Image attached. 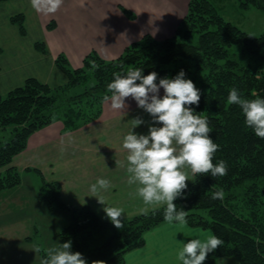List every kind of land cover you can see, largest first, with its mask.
<instances>
[{
    "label": "trees",
    "instance_id": "16d2710c",
    "mask_svg": "<svg viewBox=\"0 0 264 264\" xmlns=\"http://www.w3.org/2000/svg\"><path fill=\"white\" fill-rule=\"evenodd\" d=\"M252 7L264 10V0H237L235 6L240 10ZM11 20L26 34L23 13ZM54 26V21L48 24ZM36 48L47 49L44 41L37 42ZM56 65L67 75L66 84L52 87L28 77L22 85L0 94V126L11 129L8 138L0 135V191L21 184L22 174L12 160L26 149L34 132L57 120L66 130H75L101 115L103 97L111 96L107 85L114 73L141 68L144 75L156 72L159 82L184 70L185 78L201 93L199 105L191 107L209 120L210 135L219 145L213 163L225 161L227 174H195L174 203L188 213L189 226L210 230L224 241L204 264H217L226 257L237 258L239 264H264V139L246 126L240 107L227 102L232 87L246 99L264 98V32L256 35L242 30L212 0H190L170 38L157 40L146 34L111 60L92 50L80 68H73L66 54L60 53ZM218 189L224 191L223 200L211 198ZM38 196L50 210L72 213V222L59 236L71 241L73 252H80L87 264H124L129 252L145 244L146 233L166 222L164 207H160L128 219L118 229L90 206L66 203L58 181H44ZM99 234L104 240L95 245Z\"/></svg>",
    "mask_w": 264,
    "mask_h": 264
},
{
    "label": "crops",
    "instance_id": "0c3cea01",
    "mask_svg": "<svg viewBox=\"0 0 264 264\" xmlns=\"http://www.w3.org/2000/svg\"><path fill=\"white\" fill-rule=\"evenodd\" d=\"M189 1L63 0L54 14L37 12L30 0L2 1L0 94L22 85L28 77H36L52 87L66 84L67 75L56 65L60 53L66 54L73 68H79L92 50L111 60L146 34L157 40L170 38L186 15ZM120 6L135 16L131 17ZM19 13L25 16L26 34L11 20ZM51 21L55 22L53 29L48 27ZM39 41L45 42V52L36 48ZM125 102L128 107L124 113L113 110L110 101H105L101 115L78 129L68 131L57 120L29 137L26 149L12 162L22 174L17 190L22 189L23 193L12 198L4 192L0 198V264H40L44 249L66 242L59 232L72 222V213L62 208L50 210L38 198L44 181H58L66 203L90 206L105 220L110 219L103 211L104 205L93 195L102 196L111 206L123 208L121 219L139 214L140 208L145 207L135 194L136 185L127 183V152L122 139L131 131L133 119L145 121L133 129L137 134H147L153 121L149 113L137 107L134 99L129 97ZM186 171L189 185L195 175ZM98 178L109 180L111 187L93 194L90 186ZM48 218L52 219L54 228L51 235H47V229L51 228L44 225L43 232L39 223ZM198 232L212 233L166 221L146 233L145 244L129 252L124 264H179L176 259L179 241L187 242L188 233ZM37 247L41 251L35 253Z\"/></svg>",
    "mask_w": 264,
    "mask_h": 264
},
{
    "label": "clouds",
    "instance_id": "9594fccd",
    "mask_svg": "<svg viewBox=\"0 0 264 264\" xmlns=\"http://www.w3.org/2000/svg\"><path fill=\"white\" fill-rule=\"evenodd\" d=\"M30 3L37 12L54 14L63 0H30ZM113 77L107 85V92L111 96L103 97L105 101H110L111 108L124 113L128 107L125 101L131 97L138 108L151 115L153 121L147 134H137L133 129L145 121L133 119L131 131L122 139V147L127 152V183L136 185L135 194L145 206L139 212L147 215L149 208L156 211L164 207V219L170 224L176 222L183 228L187 225L188 213L184 208L178 210L174 201L188 187L186 169L193 175L210 173L212 177H222L227 174L225 161L213 163L219 145L214 143L210 135L209 120L198 115L191 107L199 105L200 90L191 79L185 78L184 70L174 78H160L158 83L156 72L144 75L141 68H129L126 72L114 73ZM227 102L238 105L246 126L253 130L255 136L264 139V98L256 96L246 99L237 88L232 87ZM110 187L109 180L98 178L90 186V191L97 194ZM93 196L104 205L103 211L113 225L122 229L123 208L107 204L102 196ZM211 198L223 200V189L214 191ZM186 237H190L187 242L179 241L181 246L176 253L179 264H204L208 254L224 243L210 232L188 233ZM71 247V241H66L44 249L45 255L40 264H87L83 255L71 251ZM34 251L37 253L41 249L37 247ZM101 262L93 261L92 264Z\"/></svg>",
    "mask_w": 264,
    "mask_h": 264
},
{
    "label": "rangeland",
    "instance_id": "374dc122",
    "mask_svg": "<svg viewBox=\"0 0 264 264\" xmlns=\"http://www.w3.org/2000/svg\"><path fill=\"white\" fill-rule=\"evenodd\" d=\"M212 1H214V3L221 9V11L223 12V14L225 15V17L227 19H229L232 22H234L235 24H237L242 30H244L248 33L256 34V35L264 32V10L258 9L256 7H252L251 9H248V10H240V9L234 8V6L236 5V0H212ZM121 8L123 9L124 7H121ZM123 11L125 12V10H123ZM130 12H132V11H130ZM49 29H53V28H49ZM82 67H83V64H82ZM0 135L4 138H8L11 135V129L8 128V129L4 130L0 126ZM12 162H13V160H12ZM19 186L0 191V198H3L2 194L4 192H8L9 193L8 195L12 196V198H19V194L23 193L22 189L17 190V188ZM27 189H28V187L26 186V190ZM28 195L30 197L32 196L30 191H28ZM137 215H140V213L136 214L132 217H135ZM132 217H129L126 219H121V220L123 223H125L128 219H131ZM103 220H105V219H103ZM106 221H110V220H106ZM5 222L6 221H4L3 223H5ZM51 222H52L51 218H48L46 222H44V220H42V219L39 221V223H41L40 224L41 230L43 232H44V225H46V227L51 228V229H49V228L47 229V235L53 234L54 228H53ZM103 238H104V235H100V234L96 235L94 237V239H95L94 244L95 245L97 243L101 244L104 240ZM71 251H73L72 247H71ZM217 264H239V262H238L237 258H235V257H226V258L219 259L217 261Z\"/></svg>",
    "mask_w": 264,
    "mask_h": 264
}]
</instances>
